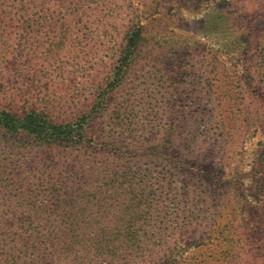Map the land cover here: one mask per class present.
Returning <instances> with one entry per match:
<instances>
[{"label":"rangeland","instance_id":"obj_1","mask_svg":"<svg viewBox=\"0 0 264 264\" xmlns=\"http://www.w3.org/2000/svg\"><path fill=\"white\" fill-rule=\"evenodd\" d=\"M16 2L0 3V96H42L64 118L88 113L128 24L144 27L108 105L91 112V133L109 135L102 147L115 158L94 144L15 143L24 171L58 161L77 188L89 184L93 198L111 188L114 199L122 187L106 177L112 166L147 173L115 201L120 212L141 200L124 212L133 222L112 225L138 235L123 244L133 248L122 264H219L228 248L264 264V70L255 62L264 0H75L84 14L73 21L56 17L63 0ZM70 200L80 215L93 211L83 193Z\"/></svg>","mask_w":264,"mask_h":264},{"label":"trees","instance_id":"obj_2","mask_svg":"<svg viewBox=\"0 0 264 264\" xmlns=\"http://www.w3.org/2000/svg\"><path fill=\"white\" fill-rule=\"evenodd\" d=\"M15 1L25 6L27 0H0V3L12 6ZM74 1L63 0L56 17L73 21L80 13L73 8ZM143 28L138 22L128 24L123 42L118 46L117 63L100 91L93 93L85 109L89 110L88 113L82 111L64 118L56 111L53 102L42 96L27 95L18 102L0 96V264H122L126 261L128 251L124 253L122 250L133 247L124 248L123 244L127 243L129 236L136 240L138 235L122 225L119 228L112 225L133 222L136 213L124 212L141 200L133 197V202L120 212L115 209V201H125L126 197L123 199L122 195L129 194L127 190L137 191V185L148 176L147 173L127 170L123 164L118 168L112 166L106 177L111 174L119 189L122 187L118 197L114 199L116 194L108 188L94 189L97 197L93 198L89 192L92 187L88 184L85 190L77 188L74 171L63 172L61 162L54 161L55 165H45L43 170L36 167L37 171L28 174L24 171L23 159L12 158L11 154L15 155V143L29 149L63 146L84 150L94 144L96 155L114 156L112 150L102 147L113 145L109 135L91 133V112L95 114L108 105L109 94L123 80L135 55ZM255 62L258 70H264V53L257 54ZM77 193L89 198L85 206L93 209L92 212L80 215L79 211H74L76 205L70 199ZM119 203L123 206L121 201ZM249 252L245 254L250 256ZM235 254H238L237 250L228 248L225 252L228 259L219 261V264H252L249 259L235 260Z\"/></svg>","mask_w":264,"mask_h":264}]
</instances>
